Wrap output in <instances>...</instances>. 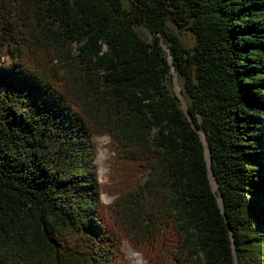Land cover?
<instances>
[{
    "label": "trees",
    "instance_id": "trees-1",
    "mask_svg": "<svg viewBox=\"0 0 264 264\" xmlns=\"http://www.w3.org/2000/svg\"><path fill=\"white\" fill-rule=\"evenodd\" d=\"M262 197L264 0H0V264H264Z\"/></svg>",
    "mask_w": 264,
    "mask_h": 264
},
{
    "label": "rangeland",
    "instance_id": "rangeland-1",
    "mask_svg": "<svg viewBox=\"0 0 264 264\" xmlns=\"http://www.w3.org/2000/svg\"><path fill=\"white\" fill-rule=\"evenodd\" d=\"M172 30L185 44L191 43L192 38L189 33L184 31H178V29H176L175 27H172ZM174 82L176 89V86H178V84L175 77H174ZM93 141L95 145L94 163L97 167L99 183H101V185L105 187L104 191L101 194V201L104 204L108 205L109 203H111V201L115 196L114 193L112 192L111 183L109 179L108 163L112 155V153L108 150V146H107V144L109 143V138L105 135H102V136L94 137ZM215 185L216 184L214 183V187ZM256 200L260 201L259 203H261L262 205L264 204V197L257 198ZM122 249L130 264H139L135 262L134 255H139L142 261L141 264H146L141 253L131 248L126 241L123 243Z\"/></svg>",
    "mask_w": 264,
    "mask_h": 264
},
{
    "label": "water",
    "instance_id": "water-1",
    "mask_svg": "<svg viewBox=\"0 0 264 264\" xmlns=\"http://www.w3.org/2000/svg\"><path fill=\"white\" fill-rule=\"evenodd\" d=\"M169 60H170V56H169ZM176 92H177L179 98L181 99V102H182V108H183V110H184L185 115L187 116V118H188V120L190 121L191 125H192L193 127H195L193 121L191 120L190 115L188 114V112H187V110H186V104H185L184 99L182 98V94H181V91H180L179 86H176ZM201 135H202V134H201ZM202 137H203V135H202ZM207 159H208V158H207ZM207 161H208V160H207ZM208 169H209V174H208V175H209L210 183H211V185H212V188H214V183L216 184V182H215V179H214V177H213V175H212V171H211L210 166H209V161H208Z\"/></svg>",
    "mask_w": 264,
    "mask_h": 264
},
{
    "label": "bare ground",
    "instance_id": "bare-ground-1",
    "mask_svg": "<svg viewBox=\"0 0 264 264\" xmlns=\"http://www.w3.org/2000/svg\"><path fill=\"white\" fill-rule=\"evenodd\" d=\"M134 260H135L136 263H139V264L142 263L141 257L139 255H134Z\"/></svg>",
    "mask_w": 264,
    "mask_h": 264
}]
</instances>
